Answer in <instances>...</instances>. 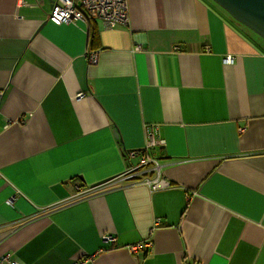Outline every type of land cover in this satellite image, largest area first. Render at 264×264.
Returning <instances> with one entry per match:
<instances>
[{"label": "crops", "instance_id": "0c3cea01", "mask_svg": "<svg viewBox=\"0 0 264 264\" xmlns=\"http://www.w3.org/2000/svg\"><path fill=\"white\" fill-rule=\"evenodd\" d=\"M54 1L0 0V264H264V41L212 0Z\"/></svg>", "mask_w": 264, "mask_h": 264}, {"label": "built area", "instance_id": "2783aa9c", "mask_svg": "<svg viewBox=\"0 0 264 264\" xmlns=\"http://www.w3.org/2000/svg\"><path fill=\"white\" fill-rule=\"evenodd\" d=\"M49 20L57 25L69 24L75 21H99L106 29H114L119 26H127L129 23V7L128 0H55L52 6ZM138 46L136 50H140ZM90 63L97 62L96 54H88ZM226 64H233L234 58L227 56L224 59ZM81 96V95H80ZM3 92L0 91V103ZM81 98V97H80ZM148 144L138 153L141 154L140 166L145 167L155 161L151 154V150L159 145L154 139L153 132L148 131ZM137 153L135 151L126 153V157L132 158ZM134 169V168H131ZM137 169V168H136ZM143 184L148 185L152 190L168 187L170 183L166 180H160L159 177L153 182L151 179H145ZM103 241L106 244H114L116 237L105 235ZM134 255L139 253L152 252L153 242L148 239L138 245L128 247ZM91 259H80L72 264H87ZM9 264H18L17 262H9Z\"/></svg>", "mask_w": 264, "mask_h": 264}, {"label": "water", "instance_id": "95a60500", "mask_svg": "<svg viewBox=\"0 0 264 264\" xmlns=\"http://www.w3.org/2000/svg\"><path fill=\"white\" fill-rule=\"evenodd\" d=\"M240 25L264 41V0H212ZM111 180L94 184L100 187Z\"/></svg>", "mask_w": 264, "mask_h": 264}, {"label": "trees", "instance_id": "16d2710c", "mask_svg": "<svg viewBox=\"0 0 264 264\" xmlns=\"http://www.w3.org/2000/svg\"><path fill=\"white\" fill-rule=\"evenodd\" d=\"M91 21V20H90Z\"/></svg>", "mask_w": 264, "mask_h": 264}]
</instances>
